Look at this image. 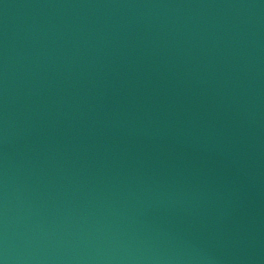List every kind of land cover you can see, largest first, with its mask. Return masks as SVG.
I'll list each match as a JSON object with an SVG mask.
<instances>
[{
  "label": "water",
  "instance_id": "1",
  "mask_svg": "<svg viewBox=\"0 0 264 264\" xmlns=\"http://www.w3.org/2000/svg\"><path fill=\"white\" fill-rule=\"evenodd\" d=\"M0 264H264V0H0Z\"/></svg>",
  "mask_w": 264,
  "mask_h": 264
}]
</instances>
